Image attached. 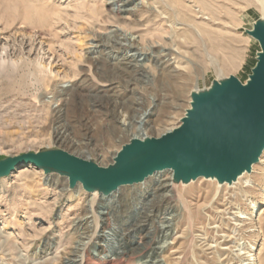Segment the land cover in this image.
Listing matches in <instances>:
<instances>
[{
	"label": "rangeland",
	"instance_id": "1",
	"mask_svg": "<svg viewBox=\"0 0 264 264\" xmlns=\"http://www.w3.org/2000/svg\"><path fill=\"white\" fill-rule=\"evenodd\" d=\"M135 1L139 8L129 14L125 7L113 12L110 0H0V162L63 151L113 167L141 122L158 138L181 125L194 92L231 77L248 83L262 52L250 34L264 20L261 0ZM118 28L132 39V51L121 52L112 34ZM159 52L156 61L145 60ZM258 165L232 183L173 182L167 198L156 197L154 180L141 191L127 186L112 202L115 193L89 192L82 183L71 188L67 174L22 166L0 178V264H80L89 241L81 228H94L92 193L94 257L113 264H264ZM249 179L261 190L244 188Z\"/></svg>",
	"mask_w": 264,
	"mask_h": 264
},
{
	"label": "water",
	"instance_id": "2",
	"mask_svg": "<svg viewBox=\"0 0 264 264\" xmlns=\"http://www.w3.org/2000/svg\"><path fill=\"white\" fill-rule=\"evenodd\" d=\"M250 34L264 52L263 21ZM262 52L250 76V80L254 77L252 83L249 80L244 86L234 77L216 82L202 92L206 99L200 102L195 101L194 92L191 109L173 134L147 142L133 140L113 167L102 168L63 151H49L1 161L0 178L22 166L43 167L69 175L71 188L81 182L89 192L98 190L107 193L106 197L170 169L176 170L178 183L210 178L214 170L221 171L226 175L225 182L232 183L245 171L251 172L264 152Z\"/></svg>",
	"mask_w": 264,
	"mask_h": 264
},
{
	"label": "bare ground",
	"instance_id": "3",
	"mask_svg": "<svg viewBox=\"0 0 264 264\" xmlns=\"http://www.w3.org/2000/svg\"><path fill=\"white\" fill-rule=\"evenodd\" d=\"M111 1V7H112V11L113 12H115V10H116V7H117V11L118 12H120L122 9V7L125 9L124 10V12H127V13H129V14H133L134 12H135V10H137V8H139V6H138V4H134V2H136L135 0H110ZM177 3H180L178 0H175ZM120 4H123V6H121ZM131 5L133 6L131 9H128L129 7H131ZM121 6V7H120ZM261 6H262V10H263V14H264V0H261ZM120 16V15H119ZM122 16V15H121ZM263 23H264V20H263ZM112 34H114L115 36H114V38H116L119 42H121L120 44H121V47H119L120 48V50H122L121 52H130V51H132L131 49L133 48V47H135V44H131V42H132V39L131 38H129L128 37V33L127 32H124L123 30H121L120 28H118V29H116L115 31H113L112 32ZM112 35H109L108 36V40H110L112 37H111ZM132 37V36H131ZM128 43V44H127ZM119 45V44H118ZM176 52V51H175ZM97 54V53H96ZM161 53L159 52V54H157V55H155V54H153L152 56H151V58H145V60L148 62V61H150L151 59H153V60H157L158 58V56L160 55ZM166 54V53H165ZM137 55H133L132 56V58L130 57L129 59L130 60H132V61H134V62H136V64L138 63V59H140V58H135ZM264 56V52H262V56L261 57H263ZM139 57V56H138ZM150 57V56H149ZM166 58H168V57H166ZM162 59V58H161ZM262 59V58H261ZM119 60V58H114V61H118ZM152 61V60H151ZM161 62V60L159 61V63ZM139 65V64H138ZM158 65V64H157ZM143 68V67H142ZM254 78V77H253ZM253 78L250 80V83H252V81H253ZM226 79H223V80H220L219 82H222V81H225ZM111 82V81H110ZM112 86V85H111ZM244 86H247V84L246 85H244ZM202 90L201 91H198V92H195V94H196V97H195V101L196 102H200V101H202V100H204V99H206V97L205 96H203V94H202ZM124 114V113H123ZM121 119H122V127H124L125 128V130H126V133L127 132H129V130L127 129V125L126 124H128V122H127V117L126 116H123V115H121ZM140 125H141V128H138L139 129V134L140 135H132V139H131V141L130 142H132L133 140H135V139H138V140H141V141H143V142H147V141H150V140H152V138L151 137H149V134H148V129H150L152 126H151V124L149 123H146V122H141L140 123ZM130 126V130H132V129H134L135 127L133 126V125H129ZM178 128V127H177ZM177 128H174L173 130H169V131H167L166 133H164V134H162L160 137H158V138H161L162 136H164V135H167V134H173L176 130H177ZM59 136V135H58ZM57 136V137H58ZM60 136H62V134L60 135ZM129 137H130V135H129ZM63 139H64V137H63ZM62 141V140H61ZM120 153V152H119ZM119 153L117 154V155H115L114 157H115V159H114V163H115V161H116V158L118 157V155H119ZM68 154H70V153H68ZM115 154V153H114ZM70 155H72V156H74V157H76V158H79V159H82V160H85V161H88V162H91V160H89V159H86V158H83V157H81V156H77V155H74V154H70ZM261 159V158H260ZM259 159V168H260V170H261V175H262V178H264V157L260 160ZM99 167H102V168H107V167H103V166H100V165H98ZM253 169V168H252ZM166 171H168V172H166ZM244 173H247V171H245ZM244 173H242L241 175H243ZM249 173H251V172H249ZM77 174V173H76ZM212 175H211V179H217L218 180V182L220 183V184H224L225 183V178H226V175L225 174H223L221 171H218V170H214L212 173H211ZM241 175H239L238 176V178L241 176ZM178 175H177V172H176V170L175 169H170V170H165V171H161V172H158V173H156V174H154L153 176H150L148 179H146V180H148L147 181V183H145V185H142V183H139V184H135V185H133V186H131L132 188H137L138 187V190H143V189H145L146 187H147V184L148 183H150L152 180H154V181H156V183H157V190H156V197H158V198H167L168 196H169V194H170V192H171V188H172V186L174 185L173 184V182L175 183V184H177L178 183V178L179 177H177ZM145 180V181H146ZM144 181V182H145ZM81 185V182H78V184L77 185ZM185 184V183H184ZM82 186V185H81ZM135 186H137V187H135ZM140 186V187H139ZM77 187V186H76ZM246 187H249L250 189H256L257 190V188H258V190H261V186H257L256 184H255V182L254 181H251V179H249L246 183H245V187L244 188H246ZM125 188H127V186H123V187H121V188H119L118 189V191H116L115 192V194H114V196L111 198V199H109V202H112V201H114V199H116V197H117V194H121L122 193V191H124V190H126ZM129 190V189H128ZM246 190V189H245ZM248 191V190H247ZM77 192H80V189H78L77 190ZM93 192H97V191H93ZM261 192V191H260ZM92 196H91V199L88 201V208H87V211H88V214H90V215H92L91 216V218H92V220H93V222H91V223H93L94 224V228L92 227V229L89 227V226H87V228H84L83 226V222L81 223V224H79V226H78V231L80 230V228L81 227H83V228H81V230H85V233H84V235L86 236V238L87 239H89V241L88 242H83V249L81 250V255H80V264H87L89 261H91L92 259L94 260L95 259V261L98 263V264H113L114 263V260H111L110 261V259L108 258V257H103V258H101L100 256L99 257H94L91 253H90V251H89V249H88V247H89V245H90V242H91V240H93L95 237H96V232H97V230H98V228H99V221H98V217H96V202H95V199H96V197H98V194L97 193H92L91 194ZM250 207L251 208H253L254 210L256 209V207H257V204H256V202L254 201V198H253V200H251L250 201ZM184 206V205H183ZM186 207V206H185ZM88 219V218H87ZM85 222V221H84ZM93 231H94V234H93ZM90 234V235H89ZM119 262H120V260H119ZM129 262V261H128Z\"/></svg>",
	"mask_w": 264,
	"mask_h": 264
}]
</instances>
